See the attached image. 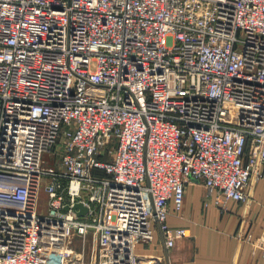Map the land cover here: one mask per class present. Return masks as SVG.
Listing matches in <instances>:
<instances>
[{
  "label": "built area",
  "instance_id": "2783aa9c",
  "mask_svg": "<svg viewBox=\"0 0 264 264\" xmlns=\"http://www.w3.org/2000/svg\"><path fill=\"white\" fill-rule=\"evenodd\" d=\"M253 179L264 0H0V264L78 263L90 230L101 264L159 263L137 245L187 235V183L220 203Z\"/></svg>",
  "mask_w": 264,
  "mask_h": 264
},
{
  "label": "crops",
  "instance_id": "0c3cea01",
  "mask_svg": "<svg viewBox=\"0 0 264 264\" xmlns=\"http://www.w3.org/2000/svg\"><path fill=\"white\" fill-rule=\"evenodd\" d=\"M244 201L216 202L197 181L186 184L183 211L170 214V226H183L187 235L166 251L160 234L150 243H138L136 251L156 264H264V179H253ZM79 253L72 264H101L108 259L93 231L69 241Z\"/></svg>",
  "mask_w": 264,
  "mask_h": 264
},
{
  "label": "rangeland",
  "instance_id": "374dc122",
  "mask_svg": "<svg viewBox=\"0 0 264 264\" xmlns=\"http://www.w3.org/2000/svg\"><path fill=\"white\" fill-rule=\"evenodd\" d=\"M47 200L48 194L44 189V183H42L39 195H38V210L46 211L47 210Z\"/></svg>",
  "mask_w": 264,
  "mask_h": 264
},
{
  "label": "water",
  "instance_id": "95a60500",
  "mask_svg": "<svg viewBox=\"0 0 264 264\" xmlns=\"http://www.w3.org/2000/svg\"><path fill=\"white\" fill-rule=\"evenodd\" d=\"M69 206H65L64 208L65 209H68ZM74 209H79L77 211V214L78 215H82V214H85L86 211L88 210V207L86 205H84L82 202H77L74 206H73Z\"/></svg>",
  "mask_w": 264,
  "mask_h": 264
}]
</instances>
